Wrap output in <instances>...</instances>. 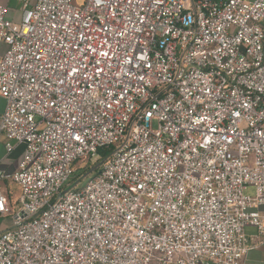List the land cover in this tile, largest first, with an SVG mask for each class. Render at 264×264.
<instances>
[{
	"label": "built area",
	"instance_id": "obj_1",
	"mask_svg": "<svg viewBox=\"0 0 264 264\" xmlns=\"http://www.w3.org/2000/svg\"><path fill=\"white\" fill-rule=\"evenodd\" d=\"M16 1L0 264H240L264 232V0Z\"/></svg>",
	"mask_w": 264,
	"mask_h": 264
},
{
	"label": "crops",
	"instance_id": "obj_2",
	"mask_svg": "<svg viewBox=\"0 0 264 264\" xmlns=\"http://www.w3.org/2000/svg\"><path fill=\"white\" fill-rule=\"evenodd\" d=\"M3 4L7 8V17L12 21L21 20L20 5L16 0H3ZM6 46L0 43V58L4 53ZM5 108V100L0 97V114ZM6 139L0 135V170L6 175H11L17 166L22 154V147L17 146L14 150L6 155ZM2 191L9 196L12 202V197L19 192L18 187L9 179L0 182ZM248 194H252V189H247ZM13 203V202H12ZM258 211L264 217V206L259 207ZM3 218V217H2ZM10 219L6 220V226L0 228V231L9 226ZM244 234L246 239L247 251L243 256L240 264H264V232L259 234L253 226H245Z\"/></svg>",
	"mask_w": 264,
	"mask_h": 264
},
{
	"label": "rangeland",
	"instance_id": "obj_3",
	"mask_svg": "<svg viewBox=\"0 0 264 264\" xmlns=\"http://www.w3.org/2000/svg\"><path fill=\"white\" fill-rule=\"evenodd\" d=\"M153 127H155V125H153ZM89 166H86V168L85 169H87ZM85 169H83V170H85ZM18 196H19V192L16 194V195H14L13 197H12V202H13V204H16V201H17V199H18ZM11 218V216H8V217H0V228L2 227H4V226H6V220L7 219H10Z\"/></svg>",
	"mask_w": 264,
	"mask_h": 264
},
{
	"label": "trees",
	"instance_id": "obj_4",
	"mask_svg": "<svg viewBox=\"0 0 264 264\" xmlns=\"http://www.w3.org/2000/svg\"><path fill=\"white\" fill-rule=\"evenodd\" d=\"M98 153L100 155V158H99V161L96 163V165L99 164L100 162H102L107 157V150H105V149L99 150ZM87 171H89V170L87 169ZM7 197L9 198L8 195H7Z\"/></svg>",
	"mask_w": 264,
	"mask_h": 264
}]
</instances>
